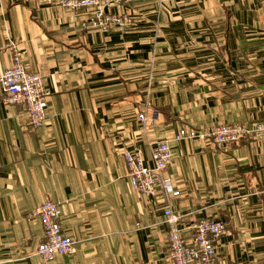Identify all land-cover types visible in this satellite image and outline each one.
Listing matches in <instances>:
<instances>
[{
	"label": "crops",
	"instance_id": "0c3cea01",
	"mask_svg": "<svg viewBox=\"0 0 264 264\" xmlns=\"http://www.w3.org/2000/svg\"><path fill=\"white\" fill-rule=\"evenodd\" d=\"M126 12L123 32L104 33L79 25L83 8L0 0V73L16 48L49 92L31 128L0 88V264H173L166 204L186 240L201 217L225 222L216 264H264V136L171 140L162 175L177 194L133 191L121 156L132 147L149 164L150 142L181 126L264 120V2L132 0ZM45 198L75 239L51 261L34 253Z\"/></svg>",
	"mask_w": 264,
	"mask_h": 264
},
{
	"label": "built area",
	"instance_id": "2783aa9c",
	"mask_svg": "<svg viewBox=\"0 0 264 264\" xmlns=\"http://www.w3.org/2000/svg\"><path fill=\"white\" fill-rule=\"evenodd\" d=\"M41 3L68 10L83 8L86 18L79 25L95 28L101 32L117 30L123 32L130 19L126 6L132 0H39ZM260 4L264 0H255ZM2 100L23 105L31 128L42 126L46 118L48 90L42 83V74L27 69L21 62L16 48L11 49L9 66L0 73ZM155 111L149 116L154 118ZM145 119L144 113H138ZM247 136H264V120L246 123L230 121L205 127L181 126L170 137L157 138L149 144L150 163L144 162L139 150L124 147L121 156L126 167V177L133 191L150 193L160 185L165 194H177L170 179L162 171L172 157L171 140L208 138L215 149L227 147L231 142ZM41 227V239L36 243L34 253L43 261H51L56 254L66 255L74 250L75 239L64 233L59 225L58 202L49 198L40 201L32 210ZM179 214L169 204L162 209V220L166 225V251L173 264H216L215 240L226 230L225 222L211 216H204L190 225L191 239L183 235L184 227L178 222Z\"/></svg>",
	"mask_w": 264,
	"mask_h": 264
}]
</instances>
